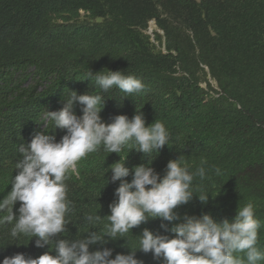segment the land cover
I'll return each mask as SVG.
<instances>
[{
  "label": "trees",
  "instance_id": "1",
  "mask_svg": "<svg viewBox=\"0 0 264 264\" xmlns=\"http://www.w3.org/2000/svg\"><path fill=\"white\" fill-rule=\"evenodd\" d=\"M108 69L134 74L145 91L132 97L115 87L101 92L87 74ZM70 91L101 94L107 123L117 115L131 119L137 108L148 125L163 121L169 145L149 160L161 176L181 155L193 172L207 161L205 178L192 183L195 194L210 195L207 204L194 195L176 211L181 217L210 213L221 222L251 201L264 251V0H0V199L11 191L20 144L44 127L57 141L66 134L46 112L61 109ZM82 107L75 104L77 116ZM121 155L130 169L147 163L128 146ZM120 159L101 147L69 171L74 211L61 238L82 237L92 227L85 213L104 217L92 231L104 229L119 186L108 183L111 165ZM162 222L149 219L133 228L129 243L136 244L144 228L173 235ZM10 227L0 226V264L6 256L36 258L50 250L36 247V238L11 237ZM127 239L90 248H111L114 258L131 251ZM136 255L144 264H163L151 253Z\"/></svg>",
  "mask_w": 264,
  "mask_h": 264
},
{
  "label": "clouds",
  "instance_id": "2",
  "mask_svg": "<svg viewBox=\"0 0 264 264\" xmlns=\"http://www.w3.org/2000/svg\"><path fill=\"white\" fill-rule=\"evenodd\" d=\"M101 92L118 88L127 97L145 91V85L134 74L109 70L87 74ZM82 105V115L74 107ZM101 94H78L70 91L62 100V108L47 111L54 129L66 134L57 141L49 131L34 133L31 142L20 144V158L15 162L16 175L11 179V191L0 199V226L10 225V235L35 239L38 248L50 247L39 257H26L23 253L6 256L2 264H144L137 251L151 253L163 264H260L264 251L258 247L261 227L255 216L254 203L239 204L238 214L232 220L216 221L210 213L200 216L176 211L192 201L194 195L207 204L209 196L192 191L195 177L206 176V160L196 170L183 161L182 155L170 160L163 176L149 163L153 151L169 145L170 133L163 121L156 119L148 125L142 109L129 119L117 115L111 123L105 122L101 112L105 106ZM143 153L147 163L133 168L126 166L121 155L125 147ZM101 147L107 153H117L121 159L111 165L108 183L119 181L115 199L109 205L110 215L103 230L95 226L104 218L98 213H85L83 220L92 227L79 238H61L74 211L68 199L67 175L77 163ZM155 160V159H154ZM217 175L221 170L215 168ZM132 176L131 181L127 177ZM20 206L14 211L16 204ZM160 219L161 228L173 235L154 233L144 228L136 244H130L127 234L149 219ZM167 222V223H164ZM171 224V227L169 225ZM133 234V233H132ZM64 236V235H63ZM65 237V236H64ZM127 239V254L108 247L91 250L90 246L106 245L111 240ZM55 253V254H53ZM242 254V255H240Z\"/></svg>",
  "mask_w": 264,
  "mask_h": 264
},
{
  "label": "rangeland",
  "instance_id": "3",
  "mask_svg": "<svg viewBox=\"0 0 264 264\" xmlns=\"http://www.w3.org/2000/svg\"><path fill=\"white\" fill-rule=\"evenodd\" d=\"M150 24H151V27H150L149 33L153 34L152 31L153 29H155V24L153 22H151Z\"/></svg>",
  "mask_w": 264,
  "mask_h": 264
}]
</instances>
